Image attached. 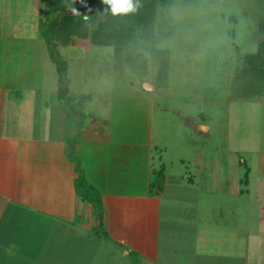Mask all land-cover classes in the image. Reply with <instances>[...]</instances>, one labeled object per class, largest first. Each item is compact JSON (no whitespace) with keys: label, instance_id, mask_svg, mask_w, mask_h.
Segmentation results:
<instances>
[{"label":"crops","instance_id":"0c3cea01","mask_svg":"<svg viewBox=\"0 0 264 264\" xmlns=\"http://www.w3.org/2000/svg\"><path fill=\"white\" fill-rule=\"evenodd\" d=\"M9 2L0 0V264H264L261 184L254 193L200 191L194 176L160 163L146 124L126 137L115 112L106 129L74 124L76 158L101 212L78 194L66 144L72 117L40 33L44 5L29 2L25 12L37 19L35 34L18 18L13 34ZM249 172L238 183L248 186Z\"/></svg>","mask_w":264,"mask_h":264},{"label":"rangeland","instance_id":"374dc122","mask_svg":"<svg viewBox=\"0 0 264 264\" xmlns=\"http://www.w3.org/2000/svg\"><path fill=\"white\" fill-rule=\"evenodd\" d=\"M9 1L15 12L11 33L26 23L35 34L37 19L25 12L36 0ZM158 2L151 18L136 19L125 44L94 45L90 36L58 44L69 93L83 107L78 118L70 115L69 156L77 157L73 146L80 130L74 124L106 129L115 112L129 128L123 129L126 137L134 136L133 125L146 124L157 151L163 149L160 163L172 176H194L200 191L254 193L260 184L264 191V0ZM105 6L109 19L113 14ZM199 123L209 125V132L200 131ZM153 156L158 167L156 151ZM248 169L249 185L238 183ZM247 199L240 200L242 207ZM221 208L213 202L216 212L224 213Z\"/></svg>","mask_w":264,"mask_h":264},{"label":"trees","instance_id":"16d2710c","mask_svg":"<svg viewBox=\"0 0 264 264\" xmlns=\"http://www.w3.org/2000/svg\"><path fill=\"white\" fill-rule=\"evenodd\" d=\"M41 1L44 5V10L42 13L43 18L39 24L40 33L41 37L45 40L48 55L56 65L59 73V98L64 100L65 109L69 108L67 111L69 115L77 117L79 114L81 116V112L75 111L70 106L66 64L60 56L57 47L58 44L66 45L76 37L87 38L89 36L94 45L110 46L112 44H125V41L136 30V25H138L136 19H139L141 16L151 18L155 14L159 2L158 0H134L136 4L135 11L119 16L110 15L108 19L105 15L109 13L104 10L106 6L102 3V0H84V5L79 0ZM162 1L164 2L165 0ZM72 8L77 9L78 13H73ZM85 15L87 18H85ZM115 49L119 52L121 47L118 46ZM247 58L251 59L249 63L253 65L252 67L256 68L253 55ZM245 61H247L246 58ZM72 160L77 166L78 178L75 187L78 194L93 203L95 210L100 213L101 204L97 191L84 181L78 159L75 158ZM152 187L153 184L149 188ZM152 189H149V193L151 194L153 192Z\"/></svg>","mask_w":264,"mask_h":264},{"label":"clouds","instance_id":"9594fccd","mask_svg":"<svg viewBox=\"0 0 264 264\" xmlns=\"http://www.w3.org/2000/svg\"><path fill=\"white\" fill-rule=\"evenodd\" d=\"M79 2L84 5V0H79ZM102 3L109 5L113 15L128 14L136 9L134 0H102ZM72 11L73 13H78L75 8H72ZM85 18H87L86 15Z\"/></svg>","mask_w":264,"mask_h":264}]
</instances>
